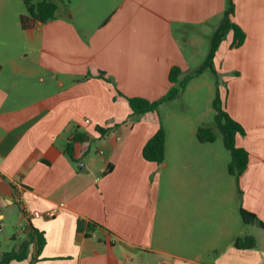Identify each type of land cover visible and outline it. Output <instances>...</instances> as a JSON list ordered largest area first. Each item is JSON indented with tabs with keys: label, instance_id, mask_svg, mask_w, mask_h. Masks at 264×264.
I'll return each instance as SVG.
<instances>
[{
	"label": "crops",
	"instance_id": "crops-1",
	"mask_svg": "<svg viewBox=\"0 0 264 264\" xmlns=\"http://www.w3.org/2000/svg\"><path fill=\"white\" fill-rule=\"evenodd\" d=\"M52 2L54 19L24 29L25 1L0 0V264L9 253L25 258L8 264H264V229L239 213L264 222V0H235L246 40L230 49V34L216 58L227 111L245 130L239 185L222 143L197 137L205 112L172 113L174 100L132 122L125 98L98 77L105 72L125 97L160 99L173 67L193 70L185 45L210 39L227 0ZM161 125L158 164L143 148ZM76 134L83 140L69 156ZM21 203L59 213L26 217ZM32 228L45 236L39 255L36 241L26 248ZM243 237L255 247H235Z\"/></svg>",
	"mask_w": 264,
	"mask_h": 264
},
{
	"label": "trees",
	"instance_id": "trees-1",
	"mask_svg": "<svg viewBox=\"0 0 264 264\" xmlns=\"http://www.w3.org/2000/svg\"><path fill=\"white\" fill-rule=\"evenodd\" d=\"M27 6V14L21 16L20 21L24 29H29L35 25L37 21L45 23L55 18L58 11V5L51 0H40L37 3H33L32 0H24ZM64 2L65 0H59ZM236 13L235 0H227V7L224 12V16L220 25L216 28L212 36L210 37L209 52L205 61L195 70L185 74L180 67H173L170 72V82L172 84L169 92L156 101H150L143 98H128L117 90V86L113 80L107 76L105 72L100 71L98 77L106 81L107 83L113 84L117 93V96L125 98L127 101L132 114L130 120L135 122L141 116L150 112H156L160 105L168 103L180 98L187 85L195 77L202 75L206 71H210L216 81V95L213 101V108L216 112L214 123L212 124L222 136L224 147L228 150L231 156V161L228 166L229 173L233 175L238 185L243 173L246 171L249 163V153L242 147L237 145V137L245 134L243 126L234 120L229 112L227 111V100L229 96V82L224 77V74L220 71L217 66L216 58L219 50L224 42H226L228 36L233 34V41L230 44V49H236L243 45L246 40V33L243 29L237 25L234 21ZM101 134L105 135L108 133L107 130L98 129ZM197 137L201 142H214L216 141V135L213 132L212 126H202L197 131ZM83 136L76 134L73 137L72 142L67 148L69 156L73 154V143L82 141ZM165 144H166V130L163 125L160 126L156 134L149 139L143 148V157L149 162H155L162 164L165 160ZM238 194L241 199L242 192L238 187ZM240 216L246 225H257L264 229V222L261 221L254 213L244 209L242 206L239 208ZM93 225H89V229H93ZM32 230L30 241L28 245L36 241L37 254L39 255L45 244L44 233H41L35 229ZM79 230H83V223L79 222ZM235 247L240 249L254 248L256 240L254 237H243L237 238L234 242ZM25 258V255H18L16 253L6 254L1 259V264H8L12 260L21 261Z\"/></svg>",
	"mask_w": 264,
	"mask_h": 264
},
{
	"label": "rangeland",
	"instance_id": "rangeland-1",
	"mask_svg": "<svg viewBox=\"0 0 264 264\" xmlns=\"http://www.w3.org/2000/svg\"><path fill=\"white\" fill-rule=\"evenodd\" d=\"M33 2H38L40 0H32ZM52 1V0H51ZM231 42V41H230ZM228 43V41H227ZM210 39L208 41H203V43H198L197 45L190 46L189 44L185 45L186 52L193 55V58L196 60L195 63L192 64L193 70L197 69L206 59L207 54L209 52ZM195 49V52H194ZM198 61V63H197ZM209 85L213 86V95L210 100L209 96ZM189 86V87H188ZM187 89V90H186ZM185 91L186 93L183 95V98H178L172 103H169L168 109L172 113L182 114L183 117L190 118L193 120L199 119L202 113H206L203 116V120L205 124L202 126H212L213 132L216 135V140L219 143L223 144L222 136L218 133L217 129L213 127L214 119L216 112L213 108V101L216 95V81L214 75L208 70L204 72L202 75L195 77L193 80L189 82ZM184 91V92H185ZM208 109L210 112H208ZM252 234H256V228H252L250 226Z\"/></svg>",
	"mask_w": 264,
	"mask_h": 264
},
{
	"label": "built area",
	"instance_id": "built-area-1",
	"mask_svg": "<svg viewBox=\"0 0 264 264\" xmlns=\"http://www.w3.org/2000/svg\"><path fill=\"white\" fill-rule=\"evenodd\" d=\"M86 123L90 124L91 121L89 119H87ZM3 179H4L3 175H2V173H0V182H2ZM21 211L24 214V216H26V217H30L31 215H33V217H35V218H47V219H53L59 213V211H57V210H50V211H47L45 213L31 212L30 209L24 203H21Z\"/></svg>",
	"mask_w": 264,
	"mask_h": 264
}]
</instances>
